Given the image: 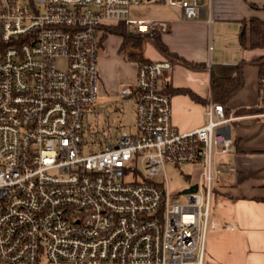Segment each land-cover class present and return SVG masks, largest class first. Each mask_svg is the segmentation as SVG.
Returning a JSON list of instances; mask_svg holds the SVG:
<instances>
[{
    "label": "built area",
    "instance_id": "built-area-1",
    "mask_svg": "<svg viewBox=\"0 0 264 264\" xmlns=\"http://www.w3.org/2000/svg\"><path fill=\"white\" fill-rule=\"evenodd\" d=\"M146 1L0 0V264H205L216 156L234 148L223 104L182 133L160 87L173 61L139 62L119 91L132 122L88 139L108 27L168 29L132 18ZM165 1L200 19L198 0ZM168 164L197 167V192L173 201Z\"/></svg>",
    "mask_w": 264,
    "mask_h": 264
},
{
    "label": "crops",
    "instance_id": "crops-1",
    "mask_svg": "<svg viewBox=\"0 0 264 264\" xmlns=\"http://www.w3.org/2000/svg\"><path fill=\"white\" fill-rule=\"evenodd\" d=\"M146 2L156 4L153 17L147 19L166 22L168 29L136 38L142 40L144 60L173 61V69L164 75L160 87L171 96L172 123L180 132L207 124L206 106L215 103L213 73L221 78L233 77L245 62L243 88L223 104L234 118L230 123L234 148L216 156L221 174L213 190L211 220L218 228L207 232L205 264H264V113L256 111L261 103L260 80L258 67L252 64L264 56V48L244 49L239 40L244 23L252 18L264 22V0H198V21L184 20L181 8L165 0ZM138 63L127 83L136 80ZM100 75L102 89L113 91L111 85L107 86L105 70H100ZM175 89L190 91L200 100L188 94H172ZM243 109L248 110L240 113Z\"/></svg>",
    "mask_w": 264,
    "mask_h": 264
},
{
    "label": "rangeland",
    "instance_id": "rangeland-1",
    "mask_svg": "<svg viewBox=\"0 0 264 264\" xmlns=\"http://www.w3.org/2000/svg\"><path fill=\"white\" fill-rule=\"evenodd\" d=\"M154 5L156 4L144 2L138 7L133 8L132 18H152L154 15ZM121 40L122 38L119 36H108L105 41L103 40L102 49L98 56L101 72L105 70V73L109 77L107 86L111 85L114 90L112 91L108 87L106 90V88L102 89L103 86L101 87L98 103L95 105L97 112L91 113L88 117V123L90 124L92 133V135L88 137L90 141L96 136L102 143H106V138L113 139V137L119 135L120 132L125 130L130 122H132L130 109L127 105L123 106L121 104L119 92L117 93V90L120 91L127 83L126 80L132 77L135 61L126 53L132 49L131 45L126 51H120ZM137 53H140V51ZM103 59H105V61ZM61 65H63V63H61ZM139 169L142 170L141 166H139ZM198 173L199 171L197 168L190 165L173 166L168 164L166 166V174L173 201L181 202L184 200L183 195L180 193L193 183L200 182ZM158 179H161V176H158Z\"/></svg>",
    "mask_w": 264,
    "mask_h": 264
},
{
    "label": "trees",
    "instance_id": "trees-1",
    "mask_svg": "<svg viewBox=\"0 0 264 264\" xmlns=\"http://www.w3.org/2000/svg\"><path fill=\"white\" fill-rule=\"evenodd\" d=\"M115 35L122 38V44L120 46V51H126V49L131 45L132 49L130 50H139L140 53H131L129 57L135 62H144L141 49H142V40L140 38H136L127 31V27L124 23L113 25L108 27L106 34L103 37L105 41L108 36ZM240 45L244 48H264V22L258 18H252L248 22L243 24V28L240 34ZM158 44L160 48L167 52L166 46L158 40ZM129 50V51H130ZM245 62L243 61L237 67L236 75L229 78H221L213 73L211 80V91L212 98L215 103L225 104L230 98L235 95L238 91H240L244 86V78H243V66ZM252 64L258 67L259 70V90L261 95V103L257 108V112L264 113V56L258 57L252 61ZM172 94H188L195 100L199 101L200 99L187 90L175 89L171 91ZM248 109H243L240 113L246 112ZM253 111L254 109H249Z\"/></svg>",
    "mask_w": 264,
    "mask_h": 264
},
{
    "label": "water",
    "instance_id": "water-1",
    "mask_svg": "<svg viewBox=\"0 0 264 264\" xmlns=\"http://www.w3.org/2000/svg\"><path fill=\"white\" fill-rule=\"evenodd\" d=\"M148 1H151V0H148ZM197 190H198V186L193 185L190 188L183 190L180 194L184 195V194H188V193H194V192H197Z\"/></svg>",
    "mask_w": 264,
    "mask_h": 264
}]
</instances>
